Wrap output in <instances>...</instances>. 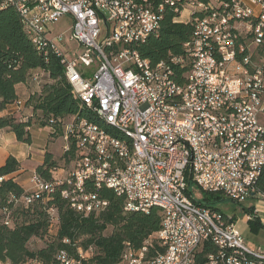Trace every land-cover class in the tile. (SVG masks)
<instances>
[{"label":"built area","instance_id":"1","mask_svg":"<svg viewBox=\"0 0 264 264\" xmlns=\"http://www.w3.org/2000/svg\"><path fill=\"white\" fill-rule=\"evenodd\" d=\"M9 1H18L27 13L30 32L45 56L47 45L55 44L75 97L99 110L102 118L137 133L141 145L140 162L130 161L122 142H110L100 131L88 129L80 117L70 118L63 139L72 166L56 167L51 180L33 172L30 188L9 201L25 209L43 206L48 221L45 243L60 230L59 209L50 205L55 195L81 217L99 216L109 201L92 188L111 189L121 196L118 177H126L132 187L130 202L165 197L162 229L156 236L165 254L149 257L148 244L138 251L128 246L123 264H197L206 244L216 247L206 255V264H264L262 248L257 249V260L243 259L242 247L249 246L233 218L218 221L219 212L208 214L196 201L201 198L198 184H205L209 193L228 187L223 197L238 204L253 197L264 202L257 193L264 174V0H188L182 7L181 0ZM167 7L178 14L175 22L192 23L195 29L186 45L192 68L183 83L174 79L170 65L152 66L147 60L148 72L138 73L135 60L137 47L144 43L143 31L161 30ZM196 11H203V17L196 18ZM66 17L72 20L69 36L53 32L51 27ZM236 36H243V43H236ZM67 37L78 44L79 55L67 51ZM163 75L172 78L171 93L183 100V112L164 114ZM13 107L18 110L23 103L17 101ZM180 166H188L184 183L192 205L176 194ZM96 174H104L103 184H89ZM108 177L117 178V187L108 186ZM8 178L0 173V186ZM2 215L7 227L14 226L9 206ZM258 215L256 209L249 214L252 220ZM231 243H238V250H231ZM94 253L93 247L75 244L74 256L60 250L56 261L88 264ZM20 264L43 261L37 257Z\"/></svg>","mask_w":264,"mask_h":264},{"label":"trees","instance_id":"2","mask_svg":"<svg viewBox=\"0 0 264 264\" xmlns=\"http://www.w3.org/2000/svg\"><path fill=\"white\" fill-rule=\"evenodd\" d=\"M6 1L0 0V113L20 101L23 107H31L32 114L26 122L17 121L12 116H0V133L8 128L16 135L18 142L31 144V127L38 124L41 127H51L54 136L61 134L63 137L64 127L70 118L92 119V115L73 94L59 57L50 47H47V56L45 51H37L25 30L21 13L14 5L5 4ZM160 1L162 0H157ZM186 2L188 0H181L179 7ZM177 16L174 9L167 7L161 22V32L150 36L137 49L152 66L161 63L170 65L175 72L174 79L183 83L192 68V59L186 45L193 39L195 29L192 23L175 22ZM174 59L182 61L173 63ZM36 76H39L38 80H35ZM31 82L40 87V92L31 95L25 103L18 97V86ZM65 155L68 157V154ZM56 167L53 156L47 154L44 163L37 167L36 172L44 179L51 180L52 170ZM20 169V162L12 156L0 167V173L9 176L0 186L1 262L10 260L20 264L38 257L43 264H57V252L67 250L74 256L75 244L85 249H95L93 259L88 264H123V254L128 246L138 251L148 244L149 257L165 254V249L156 240L163 224L161 210L153 207L150 213H126L125 199L107 188H92V191L98 192L102 199L109 201L108 209L99 216L91 215L86 218L76 214L67 202L55 195L50 205H56L60 212L58 236L48 242L45 248L31 251L28 243L33 238L46 237L48 221L42 205L25 209L23 206L9 204L12 196L18 199L26 192L12 177ZM257 193L264 196V174L258 184ZM222 200L225 198L221 193L202 192L201 198L196 201L203 207L219 211L212 205ZM7 206L13 212L12 227L3 223L2 210ZM252 209L248 213H252ZM66 239L70 241L69 244L64 243ZM203 250L197 264H206V255L216 252V247L206 244Z\"/></svg>","mask_w":264,"mask_h":264},{"label":"bare ground","instance_id":"3","mask_svg":"<svg viewBox=\"0 0 264 264\" xmlns=\"http://www.w3.org/2000/svg\"><path fill=\"white\" fill-rule=\"evenodd\" d=\"M5 4H12L18 9V11L22 15L23 24L29 38L37 48V51L43 52L41 51V49H39V44L37 39L34 38V34L30 32L27 13L22 10L19 2L7 0ZM202 15L203 11H196V18H202ZM159 32L161 31L144 30L143 41L145 42L150 36L158 35ZM236 43H243V36H236ZM47 47H50L51 50H53V52L57 55L55 44H48ZM135 60H137L138 64V73L148 72V61L141 56L139 51H135ZM65 76L68 80V83L70 84V77L67 69H65ZM173 87L174 86L172 78L170 76L163 75L162 81L160 83V94L162 105L164 107V114L183 112V100H181L180 98H173V95L171 93ZM83 104L90 112V115H92V119H83L86 121L87 128L92 129L93 131H100L102 137H106V139L110 140V142H122L124 144L123 146H126V149H128L129 151L130 161L140 162L141 145L138 134L126 127L117 126V124L110 119L102 118L101 112L95 109L93 106H90L89 103L83 102ZM187 177L188 166H180L178 178L176 179L175 183V190L176 194H178V197H181V201L184 202L185 205H192V194L190 190H188L187 184L184 183ZM103 182L104 174H96L89 177V183L99 185L103 184ZM127 185L128 180L126 177H118V191L120 195L125 199L126 213H146L149 208L152 209L153 207H157L160 210L166 209L165 197L162 196H155L154 198H138V202H130V198H132V187H129ZM108 186L117 187V178L108 177ZM198 192L209 193V188L205 187V184H198ZM213 193H221L223 196L228 195V187H216ZM202 209H207L208 214H215L216 212H219L218 221L228 222V216L224 215L221 211L203 206ZM231 250H238V243H231ZM242 257L244 260H257V250H253L249 247H242Z\"/></svg>","mask_w":264,"mask_h":264},{"label":"rangeland","instance_id":"4","mask_svg":"<svg viewBox=\"0 0 264 264\" xmlns=\"http://www.w3.org/2000/svg\"><path fill=\"white\" fill-rule=\"evenodd\" d=\"M72 27V20L68 17L64 18V20H60L57 24L51 27V30L57 34L64 33L66 36H69L70 29ZM66 42L70 49L67 51H74V54H80V50L78 44L75 42L67 41ZM93 71V68H84ZM93 74H90L92 76ZM45 80H43V83ZM32 142L30 144L31 149L34 154H31L24 163L21 164V169L24 170L23 173L18 175V182L27 183L25 188L30 187V179L33 174L34 169L37 165L42 162L43 157L48 152L52 153L53 158H56V166L58 168H66L67 170L72 166L71 160L68 159L65 155V145L63 137L61 134L54 136L51 127H41L38 124H34L30 130ZM21 143V142H19ZM1 155H3V151L0 150V163H2ZM34 156V157H33ZM33 157V160H31ZM28 160V161H27ZM39 163V164H38ZM201 195V193H199ZM264 204L262 199H251L246 201L245 203L238 204L232 200H222L212 205L213 208L218 209L224 215L233 218L237 224V230L245 239L249 248L253 250H257L258 248H262L264 251V206L260 205ZM259 211L258 218L253 219L250 218L249 214L253 213V209ZM252 209V213H248V211ZM111 229L107 232L109 233ZM28 248L31 251H37L43 248L46 243L44 238H33L28 243Z\"/></svg>","mask_w":264,"mask_h":264},{"label":"crops","instance_id":"5","mask_svg":"<svg viewBox=\"0 0 264 264\" xmlns=\"http://www.w3.org/2000/svg\"><path fill=\"white\" fill-rule=\"evenodd\" d=\"M40 92V87L31 82L30 84L27 85H19L18 86V97L19 99L23 100L25 103L27 100L30 98L31 95L34 93ZM32 114V109L29 106L22 107L20 109H14V107L6 109L5 111L0 113V116H12L14 117L17 121L20 122H26L28 121L29 117ZM0 150L3 151V155H1L2 158V163H0V167L4 166L6 164V161L8 160L9 157H14L17 159L20 164L24 163V161L31 156V154H34L30 144H25V143H19L17 141L16 135H14L13 132L10 131V129H4L0 133ZM52 155L51 152H48ZM34 157V156H33ZM33 157L31 160H33ZM53 160L56 161V158L54 157ZM28 161V160H27ZM45 161V158L43 157L42 162H40L39 165H42ZM37 165V167L39 166ZM37 167L34 169L33 172L36 171ZM24 170L20 169L19 172L15 173V175H12V177L15 178V181L20 184L25 190V186L27 185L28 182H26L24 185L23 183L18 182V175L23 173ZM30 183V181H29ZM31 185V184H29ZM30 188V187H29Z\"/></svg>","mask_w":264,"mask_h":264}]
</instances>
